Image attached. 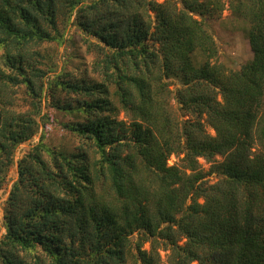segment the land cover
I'll return each instance as SVG.
<instances>
[{
    "label": "trees",
    "instance_id": "1",
    "mask_svg": "<svg viewBox=\"0 0 264 264\" xmlns=\"http://www.w3.org/2000/svg\"><path fill=\"white\" fill-rule=\"evenodd\" d=\"M224 10L246 25L238 70L215 61ZM71 19L94 58L48 89L72 143L16 162L0 264H264V0H0V189Z\"/></svg>",
    "mask_w": 264,
    "mask_h": 264
},
{
    "label": "rangeland",
    "instance_id": "2",
    "mask_svg": "<svg viewBox=\"0 0 264 264\" xmlns=\"http://www.w3.org/2000/svg\"><path fill=\"white\" fill-rule=\"evenodd\" d=\"M158 3H162L164 0H154ZM246 25L240 21H234L229 17V11L224 10L221 14L220 19L211 21L209 28L213 35L216 47L218 50L217 57L215 61L218 64H222L227 70H238L243 64L250 61L252 58V53L248 45L247 39L245 38L242 29ZM64 41L61 44L58 43H47L43 45V53L46 54L47 64L52 68V71L47 73L45 78L44 94L41 102V115L42 117L38 118V130L35 135L28 141L19 144L15 150L14 161L15 164L11 166L7 175V183L5 187L0 189V236L4 234L3 228V210L5 205V200L8 196L11 184L17 178L16 171V162L22 158V156L28 151L29 147L38 143L41 137H43V142L51 146H61V145H70L72 140L69 138V135L64 130L62 124L70 120L69 116L63 115L54 111L50 107V97H49V80L61 70L64 72H70L73 77H80L81 72L85 68L89 67L94 56L91 52L87 50L86 40L84 36L78 31V29L72 24L67 26L65 29ZM93 41V40H87ZM178 85H171L170 90L174 91ZM19 102L23 100L24 95H19ZM170 105L173 106L177 111L178 107L175 102L170 99ZM119 120L126 119L124 118L123 113L118 116ZM207 134L213 136V130L204 124ZM45 127L50 129L45 130ZM182 155L172 154L168 161L167 165L171 166L174 164H180V158ZM216 160H220L219 157H216ZM203 171H208L210 168V163H207L203 159H198ZM209 184H213L217 181V177L213 174L209 177H206ZM182 243V242H180ZM144 248H148L146 244ZM160 258L162 264H166L167 252L160 251Z\"/></svg>",
    "mask_w": 264,
    "mask_h": 264
},
{
    "label": "built area",
    "instance_id": "3",
    "mask_svg": "<svg viewBox=\"0 0 264 264\" xmlns=\"http://www.w3.org/2000/svg\"><path fill=\"white\" fill-rule=\"evenodd\" d=\"M48 129H50L49 127H45V130H48Z\"/></svg>",
    "mask_w": 264,
    "mask_h": 264
}]
</instances>
